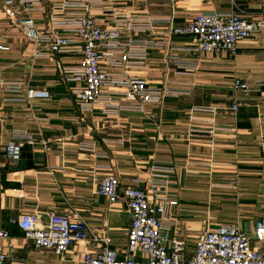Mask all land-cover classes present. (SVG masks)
<instances>
[{"label": "crops", "instance_id": "1", "mask_svg": "<svg viewBox=\"0 0 264 264\" xmlns=\"http://www.w3.org/2000/svg\"><path fill=\"white\" fill-rule=\"evenodd\" d=\"M111 1L143 17L172 14L177 26L198 13L257 21L264 8V0H176L173 10L143 0ZM30 16L40 29L46 28L48 8ZM97 20L109 24L100 15ZM140 38L164 42L163 47L147 51L146 69L123 73L101 64L100 71L137 77L150 87L179 95L145 105L143 113L121 112L116 119H107L98 110L81 113L72 94L80 85L67 81L61 71L76 66L80 53L37 56L14 20L5 15L0 0V46L6 48L0 50V80L23 85L22 92L0 89V229L9 233L8 239H0L7 255L4 264H83V254L97 253L103 238L111 239L109 248L118 258H125L130 222L122 192L137 187L152 201L148 181L155 165L174 167L166 198L176 204L166 209L171 225L164 234L166 247L172 238H179L190 258L204 232L220 226L235 227L256 244L254 224L264 219V32L241 41L233 56L181 51L189 46L188 40L170 36L159 26ZM172 58L196 62L198 68L193 73L177 68ZM233 79L257 89L234 94ZM27 88L46 91L49 97L23 102ZM233 101L238 105L235 113L230 110ZM210 120L216 129L213 137L189 133L190 128H208ZM14 131L26 132L33 144L23 143L20 159L9 162L3 149ZM91 145L93 152L82 148ZM106 175L114 176L119 187L113 204L97 194L99 180ZM52 212L84 221L87 242L73 244L57 256L35 248L9 222L34 213L45 222Z\"/></svg>", "mask_w": 264, "mask_h": 264}, {"label": "built area", "instance_id": "2", "mask_svg": "<svg viewBox=\"0 0 264 264\" xmlns=\"http://www.w3.org/2000/svg\"><path fill=\"white\" fill-rule=\"evenodd\" d=\"M146 3L167 4L174 9L176 0H143ZM4 13L14 20L23 37L35 47L37 56L80 53L79 63L74 67L61 69L67 81L80 85L72 91L79 112L93 113L95 110L107 119H116L121 112L143 113L145 105L159 104L166 98L179 95L172 89H155L143 79L128 76L130 69H146L147 51L161 48L164 42L143 40L141 35H151L154 27L168 30L170 36L183 37L189 46L181 51L199 54L228 53L235 55L237 45L252 36L264 32V8L262 18L247 21L235 15L222 16L215 13H198L191 21L182 26L174 25L173 15L162 18L139 16L116 7L111 0H2ZM48 8V23L40 29L31 18L32 12H43ZM172 9V10H173ZM171 10V11H172ZM172 13V12H171ZM109 21L100 25L97 16ZM72 34L75 39L65 35ZM78 45V50H72ZM72 46V48H71ZM0 50L6 48L0 46ZM172 63L192 73L197 70L196 62L182 63L172 58ZM101 64L111 68H120V75H109L100 71ZM0 67V72H1ZM0 89L5 92H22V84H10L0 80ZM257 89L239 79L231 82L232 93H246ZM25 99H47L46 91L27 88ZM236 101L230 110L237 111ZM215 114L214 108H203ZM1 118V114H0ZM47 120V119H46ZM213 120L208 128H190V134L213 137L216 129ZM32 145V137L24 131H14L4 146V155L9 162L20 159L22 144ZM90 146V145H89ZM93 152V146L82 147ZM97 169H100L98 166ZM174 173L173 165L152 166L149 185L153 200L137 187L123 190L126 201L125 214L130 222L126 257L118 258L109 248L111 239H100L101 249L95 253H84L83 264H264V219L254 224L252 245L248 237L235 227L220 226L208 229L195 244L190 258L185 257V243L172 238L169 246L164 244L165 232L171 225L166 220V209L176 204L166 198L169 177ZM143 181H140L142 183ZM234 185L235 182L230 183ZM119 187L114 176L106 175L99 180L97 194L109 203L118 200ZM24 240L37 249L52 251L63 256L76 243L87 242L88 227L82 220L72 219L66 213L52 212L42 222L37 214H22L10 219ZM9 233L0 229V239H8ZM7 255L0 246V264H4Z\"/></svg>", "mask_w": 264, "mask_h": 264}]
</instances>
